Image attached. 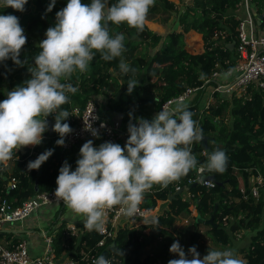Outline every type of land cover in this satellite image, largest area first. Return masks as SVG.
I'll return each mask as SVG.
<instances>
[{"label":"trees","instance_id":"16d2710c","mask_svg":"<svg viewBox=\"0 0 264 264\" xmlns=\"http://www.w3.org/2000/svg\"><path fill=\"white\" fill-rule=\"evenodd\" d=\"M50 2L28 0L23 12L0 7V15L11 14L19 18L27 37L19 57L25 61L24 66L15 65L11 59L0 62V101L7 98L8 91L24 86V82L31 78L29 69L35 67L34 57L41 50L39 43L46 38V30L55 26L56 13L66 7L68 0H56L52 11L47 12ZM81 2L90 3L91 0ZM117 2L110 0L109 6ZM246 3L256 12L257 18H264V0H155L147 21L165 25L174 19L178 30L162 35L146 25L145 30L138 33L126 23L110 24L111 36L124 34L126 51L122 57L111 61L103 60L96 53L86 72L77 71L69 80H61L78 89L75 94L68 93L69 102L61 106L60 110H66L70 115L62 123H68L71 128L78 125L74 108L83 110L92 96L111 93L113 97L108 111L123 114L127 129L130 114L134 124L141 117L151 120L163 102L179 96L188 87L202 86L218 70L232 69L240 61L238 34L244 16L241 8ZM192 32L201 36L203 51L200 53L187 50V39ZM121 59L136 69L135 76L131 72H120ZM133 78L139 81V85L128 94L127 83ZM214 97L215 102L209 108H202L200 99L188 108L203 129L210 149L226 150L229 158L227 170L223 174H200L198 169L190 170L165 188L154 185L145 193L142 208L152 210L159 202H165L166 208L154 221L142 225H135L132 221L120 223L115 237L104 247H98L102 240L99 232L88 231L80 224L70 228L67 222H62L51 230L56 258L71 257L77 264H94L107 247L115 244L109 251L110 264H166L160 256L143 258L144 249L157 239L158 234L171 231L183 216H191L195 210L197 216L206 220L214 216L217 228L208 226L209 234L222 248L230 246L240 231L250 232L249 244L239 250L243 264H264V188L259 198L250 193L251 178L264 175V88L253 84L244 94L227 98L225 94L215 93ZM51 118L55 121L54 115ZM229 120V126L224 124ZM58 135L55 131L50 133L48 125L40 145L32 149L24 147L25 153L21 149L18 152L13 150L12 159L8 161L12 164L10 171L0 164V204L6 201L20 207L36 195L38 171L29 170L27 165L46 150L52 149L53 154L43 167L40 193L56 189L59 169L65 161L75 171L76 161L80 158L78 152L88 140L65 152L56 144L60 139ZM92 141L93 146L101 144ZM119 144L123 147L126 143ZM192 154L199 162L198 168L207 163L205 140L193 143ZM203 176L213 177L214 185L199 183ZM12 177L17 179L18 186L8 192ZM178 188L187 191L169 202ZM197 216L193 217L195 227L202 225L197 223ZM57 223L58 220L55 226Z\"/></svg>","mask_w":264,"mask_h":264},{"label":"clouds","instance_id":"9594fccd","mask_svg":"<svg viewBox=\"0 0 264 264\" xmlns=\"http://www.w3.org/2000/svg\"><path fill=\"white\" fill-rule=\"evenodd\" d=\"M27 3L28 0H0V7L23 12ZM55 3L56 0H51L46 11L51 12ZM154 4L155 0H118L108 6V0L90 3L68 0L66 7L56 13L55 26L46 30V38L39 43L41 50L34 57L35 67L29 69L31 78L24 86L8 91L7 98L0 101V164L7 165L13 150L40 145L48 130L49 115H54L52 130L60 137L56 144L64 146L65 137L73 130L68 123H62L70 115L60 109L69 102L67 94H75L78 89L61 80H69L77 71L86 72L96 53L105 61L122 57L126 51L125 36L122 33L111 36L110 24L126 23L142 33ZM26 42L19 18L0 15V62L11 59L15 65L24 66L25 61L19 57ZM119 69L123 74L131 72L135 76L136 69L123 59ZM138 85V80L130 79L128 94ZM193 115L183 102L172 109L162 108L151 120L138 118L135 124L130 114L129 136L123 147L104 142L96 148L88 140L80 148L75 171L67 161L63 163L56 179V199L84 218L86 230L102 233L107 210L120 205L128 217H135L145 193L154 185L165 188L190 170L223 174L229 158L222 149L208 153L207 163L198 168L192 145L203 141L204 136ZM85 128L98 137L91 124ZM52 154V149L46 150L28 163V169L38 170ZM169 251L179 258L170 259L168 264H243L231 249L208 250L201 258L196 246L188 248L186 254L177 240ZM94 264L110 261L101 255Z\"/></svg>","mask_w":264,"mask_h":264},{"label":"built area","instance_id":"2783aa9c","mask_svg":"<svg viewBox=\"0 0 264 264\" xmlns=\"http://www.w3.org/2000/svg\"><path fill=\"white\" fill-rule=\"evenodd\" d=\"M238 52L240 61L232 69L214 72L202 86L186 88L179 96L163 102L158 111L165 107L172 109L178 102L187 105L195 104L197 99L200 101L205 99L203 107L209 108L215 102V93H222L227 98H232L246 93L248 87L253 84L257 88H264V21L257 25L248 3L245 4L244 16L239 27ZM226 87L229 89L224 91ZM112 97L111 93L95 95L88 100L83 110L74 108L73 115L77 118L78 125L72 127L73 131L65 137L63 151L68 152L87 140L98 141L101 144L104 142L118 144L127 142L129 133L125 128L123 114L116 113L112 118H108L104 113V108L108 107ZM90 124L93 129L97 130L98 137H94L90 131L86 130L85 125ZM198 173H200L199 170ZM201 179L198 180L201 184L214 185L212 182L203 183ZM17 186V179L12 177L8 182L10 191L16 190ZM263 188L264 175L258 174L251 178L250 193L253 197L259 198ZM54 193L55 190L36 193L32 199L24 202L20 207H15L6 201L2 202L0 204V229L7 224L24 222L43 207L63 204L62 201L56 199ZM150 212L151 210L142 208L141 204L137 215L133 218L128 217L120 205L107 210L104 231L99 232L102 240L98 243V247H104L108 240L115 237L116 229L120 223L144 221L149 217ZM46 244V250L42 256L32 257L26 241L8 247L2 241L0 231V264H77V261L71 257L56 258L52 238H46Z\"/></svg>","mask_w":264,"mask_h":264},{"label":"rangeland","instance_id":"374dc122","mask_svg":"<svg viewBox=\"0 0 264 264\" xmlns=\"http://www.w3.org/2000/svg\"><path fill=\"white\" fill-rule=\"evenodd\" d=\"M172 1L177 2L178 0ZM241 12L244 13V6L241 8ZM146 25L151 30L158 32L162 35H166L169 32L178 30V24L175 22L174 19L165 25H159L152 21H147ZM187 45V50L190 53H200L203 49L201 36L194 32L190 33L187 39ZM199 102L200 106L203 108L205 99H202ZM224 124H227V126H229L230 120L224 122ZM33 147L34 146H28L27 148L32 149ZM166 206L167 204L165 202H159L158 205L151 210L150 214L148 215L149 217L146 220L133 221V223L135 225H142L144 223H147L148 221H154L156 219V216L160 214L166 208ZM195 216H197V213L195 210H193L191 216L185 215L180 219L178 224L172 229V232L168 231L165 234H158L157 239L155 238V240L147 248L144 249L142 257L146 256L147 254L152 256H160L161 260L168 264V261L170 259L179 258L178 255L173 254L169 251L172 243L178 240L180 245L184 248L186 254L188 248H190L191 246L197 247V251L200 253L201 258H203V256L207 254L208 250L231 249L234 251L237 258L242 260L239 250L240 248L246 247L249 244V238L251 235L250 232H247L245 230L240 231L236 235V238L233 240L230 246L222 248L215 243V241L209 234L208 225L202 224L199 227H195V225L193 224V217ZM146 233L148 234V230L146 231ZM190 258L191 257L189 256V259Z\"/></svg>","mask_w":264,"mask_h":264},{"label":"crops","instance_id":"0c3cea01","mask_svg":"<svg viewBox=\"0 0 264 264\" xmlns=\"http://www.w3.org/2000/svg\"><path fill=\"white\" fill-rule=\"evenodd\" d=\"M252 13L257 23L259 18L256 17L255 11L252 10ZM108 110V107L104 108V113L106 117L112 118L116 113L110 112ZM97 146L99 147V145L94 147L98 148ZM78 154L80 155V151ZM11 167L12 164L7 163L5 170L10 171ZM57 220L58 223L55 226ZM83 220L84 218L82 216L77 215L64 204L50 205L34 212L31 217L24 222L7 224L3 226L0 229L1 233L3 234L1 235V239L8 247H11L16 243H20L21 241H26L28 243L30 255L32 257H39L45 253L47 246L46 238H52V228H57L62 222H67L70 228H73L77 224H80L84 227Z\"/></svg>","mask_w":264,"mask_h":264},{"label":"water","instance_id":"95a60500","mask_svg":"<svg viewBox=\"0 0 264 264\" xmlns=\"http://www.w3.org/2000/svg\"><path fill=\"white\" fill-rule=\"evenodd\" d=\"M102 2H104V0H102ZM109 2H110V0H108V6H109ZM263 19H264L263 16H261V17L259 18L257 24L260 25L261 22L263 21ZM228 89H229V88L226 87V88H224V91H226V90H228ZM46 119H47V121H48V125H49L50 133H53L52 127H53V125L55 124V121L51 118V115H49ZM204 140H205V154H204V155H205V157H207V154L210 153V152H212L213 150H211L210 147H209V145L207 144V140H206V138H204ZM21 151H22L23 153H25V151L23 150V148H21ZM43 153H44V152H43ZM44 165H45V162H44V163L41 165V167L37 170L38 173H37V178H36V180H35V192H36V193H39V192H40V190H39V182H40V178H41L42 173H43V167H44ZM5 180H6V178H5ZM201 180H202L203 183H204V182H212V181H213V177H211V176H203ZM185 191H187L186 188H183V189H181V190H178V192H177L176 194H174L173 196H171V197L169 198V202H170L173 198H175L176 196L182 194V193L185 192ZM8 192H10V187H8ZM197 223H199V224H205V225H208V226H214L215 228H217V224H215V222H214V216H212V217H211L210 219H208V220L203 219V218H201L200 216H197ZM114 245H115V244H112L111 246L107 247V248L102 252L101 255H105V257L108 258V256H109V251H110V249H111L112 247H114ZM101 255H100V256H101Z\"/></svg>","mask_w":264,"mask_h":264}]
</instances>
